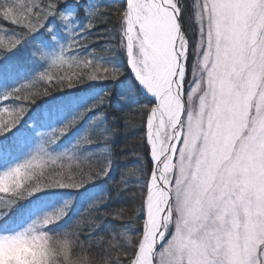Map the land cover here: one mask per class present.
I'll return each instance as SVG.
<instances>
[{
	"label": "snow or ice",
	"instance_id": "6c2138e0",
	"mask_svg": "<svg viewBox=\"0 0 264 264\" xmlns=\"http://www.w3.org/2000/svg\"><path fill=\"white\" fill-rule=\"evenodd\" d=\"M71 7L68 0H0V53L46 28L49 18L66 26L70 40L59 53L41 50L47 69L4 97L28 103L18 111L2 107L0 135L41 95L29 88L42 81L50 85L44 95L91 81L112 84L63 127L38 134L39 151L0 175V194L14 204L44 188L79 189L106 177L127 157L112 147L113 139L133 133L136 163L121 169L115 187L120 193L135 177V203L98 213L123 227L88 240L87 257L74 256L86 250L80 234L100 221L90 215L67 233L49 235L44 229L63 210L0 235V245H38L41 264H264V0L95 4L83 10L88 23L82 31L65 15ZM100 41L101 48L78 54ZM142 91L151 97L147 103ZM112 101L111 120L97 134L105 118L97 110ZM91 112L97 114L72 149L48 150ZM98 143L106 145L99 155L82 154ZM100 203L90 208L97 213Z\"/></svg>",
	"mask_w": 264,
	"mask_h": 264
},
{
	"label": "trees",
	"instance_id": "16d2710c",
	"mask_svg": "<svg viewBox=\"0 0 264 264\" xmlns=\"http://www.w3.org/2000/svg\"><path fill=\"white\" fill-rule=\"evenodd\" d=\"M125 0H80V4L76 5V0H68V4L71 5V9L65 12V15H70L69 23H71L77 31H82L84 26L88 23L87 16L84 15V8L90 5L100 4L102 6H110L113 3H124ZM74 14V19L71 16ZM103 25L98 26L95 31L101 32L103 30ZM51 28V32L47 31ZM54 41H53V40ZM69 37L66 32V26L62 24L61 21L55 18H49L47 21V27L38 30L37 32L31 34L23 43L31 44L33 43L36 53L32 54L31 61L27 60L29 63L21 68L22 73H24V79L17 82L16 85L12 86L10 89L0 94V111H2L3 106L14 107L19 110L24 103L28 101H19L12 99H4L7 94H10L14 89L21 87V85H28V82L38 77L43 73L48 64L44 61L36 62L38 53H40L43 48H46L50 53H56L55 49L60 51V47L66 46L69 43ZM21 43V44H23ZM20 44V45H21ZM19 45V46H20ZM13 49L11 52L0 53V77L8 72H19L17 71V62L12 60L11 54L13 51L18 50ZM103 46V41H100L97 45H93L88 49H80L79 55H89L93 48L99 49ZM52 53V54H53ZM115 63L119 66H123V58L115 57ZM2 73V74H1ZM50 87L47 81H42L36 84L33 88H29V91H35L41 93L34 101H31V105L28 107L26 113L21 118V120L16 124L10 132L4 135H0V175L9 172L11 167H19L18 162L22 161L23 154L20 155L18 151H11L9 144L14 142L16 136L23 135L24 132H31V128L35 125L40 128V130L58 129L64 126L69 120L72 119L73 115L77 112L83 111L94 103L100 96L112 88L111 82L107 81H91L86 83H80L72 88L61 89L60 91H52L48 95H44L45 88ZM25 95L28 93L25 92ZM143 102L147 103L149 100L142 92ZM63 105V106H60ZM60 106V107H59ZM58 109H54V108ZM116 107L115 101L110 102L108 105L103 106L99 111L105 112L104 121L101 124L96 125L95 131L98 134L99 129L108 121L111 120V109ZM97 112L88 113V115L81 120L74 128H72L66 135H63L56 143L52 144L48 149L52 154H61L69 151L76 144L77 140L80 139L84 133L88 130L89 121L92 119ZM46 118L45 127L40 124V120ZM48 119V120H47ZM38 120V124H35ZM137 138L133 133L122 134L120 137L114 138L112 141V147L114 149H123L124 155L127 156L122 161H119L106 177L100 179H94L92 182L85 184L79 189L74 188H44L41 191L34 192L31 195H27L24 199L17 200L14 204L9 203V199H5V194H0V230L5 234L14 233L16 227L20 223L23 216V211L28 207H38V213L35 215H30L27 224L23 227L18 226V230L23 231L34 221L43 220L46 216H56L61 210L64 211V215L56 223L49 224L44 231L49 235L58 236L72 230L79 221L87 220L90 215L100 221L99 225L95 229L89 227H84L80 234L81 244L85 245V251L80 252L78 249L74 253V256H88V240H94L99 236L109 237L110 235L117 234L121 231L123 225L119 220L112 219L110 216L102 217L98 213L110 212L113 209L123 207L129 209L135 203L134 193L138 190L135 185V177L129 178V184L125 189H122L120 193H117L115 185L120 182V172L124 167L134 166L135 156L130 154V149L135 146V140ZM125 143L129 149L124 148ZM28 144V143H27ZM106 145L103 143H98L90 145L82 149V154L92 153L99 155L100 150ZM21 158V159H20ZM20 159V161H18ZM145 166H147V161H145ZM77 179L79 177L77 176ZM101 202L100 207L95 213L94 209L90 208L95 202ZM27 220V219H26ZM126 222V221H125ZM138 231L136 229L132 230V234ZM37 246L38 250H31L28 255V261L30 264H41L42 250L41 247L35 244L28 245L27 249L32 248V246ZM95 251V250H93Z\"/></svg>",
	"mask_w": 264,
	"mask_h": 264
},
{
	"label": "rangeland",
	"instance_id": "374dc122",
	"mask_svg": "<svg viewBox=\"0 0 264 264\" xmlns=\"http://www.w3.org/2000/svg\"><path fill=\"white\" fill-rule=\"evenodd\" d=\"M43 51L50 53V51H48L46 48H43ZM57 51L58 50L55 49L56 53H57ZM33 53H36V55H37V51H36V48H35L33 43H31V44L23 43L19 46L17 52L13 51V53L11 54V57H12V60H14L18 63L17 64V67H18L17 71H19V72H15V71L12 72L11 71V72H8L4 75L1 73L2 75L0 77V94L5 92L7 90V88L10 89L12 86L16 85L19 80L24 79V77H23L24 73H22L21 68H24L25 65L29 63L27 60L31 61ZM52 53H50V54H52ZM39 55H40V53H38V57L36 59V62H38L40 64L39 61H41V60L39 59ZM142 93H143V91H142ZM143 94L146 96V93H143ZM60 106H63V105H60ZM59 107L58 108L55 107L54 109L60 110ZM45 123H46V118L44 120H40V124L44 125V127L46 126ZM35 124H38V120ZM53 130H54V128L51 130H50V128H48L47 130H42V129L40 130V128L35 125L34 127L31 128V132H29V134H28V132L27 133L24 132L23 135L16 136V139L14 140V142L10 143L9 147H7V148H9L13 152L14 151L20 152V155L23 154L22 156L24 159L22 161H20L21 158L18 160V161H20V163L18 162L19 166L26 163L28 160H30L32 158L33 155H35L39 151V149L41 147V138H40V135H38V134L48 133V132H51ZM15 168H17V167L16 166L11 167L9 169V171H11ZM38 209H39V206L38 207H28V209L25 208L23 211L24 212L23 216H22L18 226L22 225L24 227L25 224L28 223L26 221L29 220V218L31 217L30 215L37 214ZM39 211H40V209H39ZM17 227H16V229H17ZM16 229H15L14 233H9V234L8 233L5 234L4 232H2L0 230V235H14V234L21 231V230H18L16 232ZM28 245L29 244H26V243L18 244V245L11 246V247H6V246L0 245V264H30V262L28 261V255L29 254H27V253H30L31 250L37 251L38 247L37 246L35 247L33 245L32 248L27 249Z\"/></svg>",
	"mask_w": 264,
	"mask_h": 264
},
{
	"label": "water",
	"instance_id": "95a60500",
	"mask_svg": "<svg viewBox=\"0 0 264 264\" xmlns=\"http://www.w3.org/2000/svg\"><path fill=\"white\" fill-rule=\"evenodd\" d=\"M146 96H147L148 99H151V97H149L147 94H146Z\"/></svg>",
	"mask_w": 264,
	"mask_h": 264
}]
</instances>
